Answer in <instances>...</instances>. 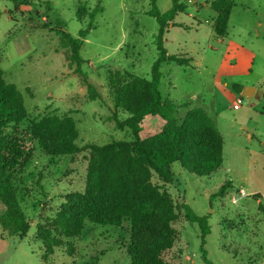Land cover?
Listing matches in <instances>:
<instances>
[{
    "label": "rangeland",
    "instance_id": "rangeland-1",
    "mask_svg": "<svg viewBox=\"0 0 264 264\" xmlns=\"http://www.w3.org/2000/svg\"><path fill=\"white\" fill-rule=\"evenodd\" d=\"M180 1L186 9L175 17L176 26L167 28L163 46L169 55L192 61L188 66L163 63L158 90L176 106L177 124L192 109L203 110L214 122L223 142L222 164L210 176L198 177L175 162L167 184L144 172L169 200L175 215L163 260L205 264L198 226L184 218L182 207L187 205L197 216L208 215L210 233L204 249L210 264H264V211L254 197L238 193L241 188L264 193V0H233L222 40L214 38L213 0ZM171 3L154 0L161 13ZM97 8L102 11L95 14L79 51L82 78L68 65V50L55 29L77 38L89 24V13ZM151 9V0H0V69L5 82L19 91L25 110V118L2 133L29 150V159L9 171L28 231L23 238L0 236V264H131L130 219L119 225L85 220L80 235L66 238L60 235L58 218L67 210V196L86 191L89 151L84 146L132 138L130 130L118 128L112 118L106 75L109 70H125L151 79L158 31ZM87 83L95 87L99 99H88ZM234 85L241 91H234ZM245 88L255 90L252 97L243 94ZM237 99L240 107L233 110ZM115 113L119 121L128 117L121 110ZM66 119L73 125L74 144L80 151L73 155L45 151L33 134L44 129L52 137L60 135L63 126L55 127V121ZM163 125L158 117H146L139 135L153 136ZM227 180L232 187L214 197ZM3 211L0 202V214ZM41 236H60L62 241L45 262Z\"/></svg>",
    "mask_w": 264,
    "mask_h": 264
},
{
    "label": "trees",
    "instance_id": "trees-1",
    "mask_svg": "<svg viewBox=\"0 0 264 264\" xmlns=\"http://www.w3.org/2000/svg\"><path fill=\"white\" fill-rule=\"evenodd\" d=\"M152 1L149 15L158 24L155 36L157 58L151 67V79L134 75L125 70L111 71L106 75L107 86L111 94L114 112L112 118L118 128L130 130V141H111L105 145L87 144L89 151L88 184L83 194L67 196V210L58 218L61 237L74 238L80 235L85 220L97 225H119L123 219L132 223V238L128 246L131 264H168L163 254L170 247L173 233L170 224L175 220L173 208L164 194L151 185L144 172L154 173L163 183L172 178L171 165L179 163L190 174L208 177L222 164L223 142L214 126V122L201 109L190 110L182 123L175 119L176 106L163 99L158 87L161 80V65L172 62L178 65H190L192 58L169 55L163 46V37L168 27L176 26L175 17L186 9L180 0H172L171 7L161 13ZM233 0H213L210 8L216 16L213 21V33L216 40L227 35V25ZM102 9L89 13V24L78 32L77 38L65 31L55 29L62 46L68 50V65L74 66V72L80 74L83 60L80 57L82 40L86 37L93 18ZM83 10H77L81 19ZM60 25V22H57ZM88 99H99L95 87L87 83ZM233 90L240 92L238 85ZM264 97V93L262 94ZM125 112L128 117L119 121L116 111ZM146 117H158L164 121L162 130L146 138L140 137L141 122ZM25 118L21 95L15 85L6 83L0 69V202L4 207L0 214V236L23 238L28 231V222L14 196L9 180V171L19 162L29 159V150L12 136L3 135L7 128L17 126ZM55 127L63 126V133L52 137L44 129L32 130L40 146L52 154L73 155L80 151L74 144L76 134L71 121H55ZM230 188L226 182L214 194L221 196ZM257 200V197H254ZM258 209L263 205L258 202ZM184 218L196 223L200 231L199 251L205 264H210L204 249L205 238L210 233L208 215L197 216L187 205L182 207ZM42 237V262H45L53 249L61 246V237Z\"/></svg>",
    "mask_w": 264,
    "mask_h": 264
},
{
    "label": "crops",
    "instance_id": "crops-1",
    "mask_svg": "<svg viewBox=\"0 0 264 264\" xmlns=\"http://www.w3.org/2000/svg\"><path fill=\"white\" fill-rule=\"evenodd\" d=\"M225 182H230V188L232 187V182L230 180H227ZM240 190H243V191L248 190V192L246 194L249 195L250 197L251 196L252 197H257L256 203L260 202L263 205V203H264V193L262 191H259V189L252 190L251 188H247V189L246 188H241Z\"/></svg>",
    "mask_w": 264,
    "mask_h": 264
},
{
    "label": "built area",
    "instance_id": "built-area-1",
    "mask_svg": "<svg viewBox=\"0 0 264 264\" xmlns=\"http://www.w3.org/2000/svg\"><path fill=\"white\" fill-rule=\"evenodd\" d=\"M239 103H240V100L239 99H237L236 101H234L233 104H232V109L233 110L238 109L240 107ZM238 193L240 194L241 197H243L244 195H247L245 193V191H243V190H239Z\"/></svg>",
    "mask_w": 264,
    "mask_h": 264
},
{
    "label": "water",
    "instance_id": "water-1",
    "mask_svg": "<svg viewBox=\"0 0 264 264\" xmlns=\"http://www.w3.org/2000/svg\"><path fill=\"white\" fill-rule=\"evenodd\" d=\"M253 92H254V89L253 88H245L244 91H243V94L246 97L250 98V97H252ZM258 94L260 95L261 93L258 92Z\"/></svg>",
    "mask_w": 264,
    "mask_h": 264
}]
</instances>
